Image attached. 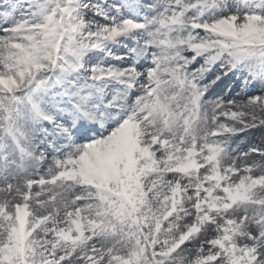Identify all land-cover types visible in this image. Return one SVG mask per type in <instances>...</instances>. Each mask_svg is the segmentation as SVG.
<instances>
[{
    "label": "snow or ice",
    "instance_id": "6c2138e0",
    "mask_svg": "<svg viewBox=\"0 0 264 264\" xmlns=\"http://www.w3.org/2000/svg\"><path fill=\"white\" fill-rule=\"evenodd\" d=\"M0 264H264V0H0Z\"/></svg>",
    "mask_w": 264,
    "mask_h": 264
}]
</instances>
